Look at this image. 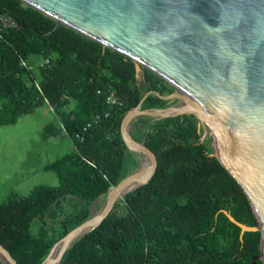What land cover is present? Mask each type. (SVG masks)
<instances>
[{"label": "trees", "instance_id": "16d2710c", "mask_svg": "<svg viewBox=\"0 0 264 264\" xmlns=\"http://www.w3.org/2000/svg\"><path fill=\"white\" fill-rule=\"evenodd\" d=\"M0 14L17 24L0 38V124L33 111L44 96L58 131L71 140L67 152L43 167L58 185H37L0 202V244L18 264H40L55 242L100 210L108 188L141 160L121 137L127 111L149 91L167 95L174 88L144 66L137 77L131 58L65 24L52 29L54 19L21 0H0ZM32 55L41 61L32 62ZM108 95L116 102H107ZM175 102L149 93L140 108ZM95 115L98 120L86 127ZM128 131L156 155L152 176L117 198L58 264H251L260 252V232L241 234L237 223L255 226L257 220L242 188L207 145L209 138L201 141L197 119L140 115Z\"/></svg>", "mask_w": 264, "mask_h": 264}, {"label": "water", "instance_id": "95a60500", "mask_svg": "<svg viewBox=\"0 0 264 264\" xmlns=\"http://www.w3.org/2000/svg\"><path fill=\"white\" fill-rule=\"evenodd\" d=\"M21 1L54 19L52 29L65 24L131 58L137 77L144 66L174 88L167 95L145 93L121 121V137L128 149L147 160V173L141 176V168L110 186L100 210L55 242L40 264H58L71 242L99 225L117 198L152 176L156 155L130 136L131 120L182 114L197 119L201 141L214 135L218 154L214 149L213 154L242 188L257 224H240L226 214L241 234L260 232V252L251 257V264L258 259L264 264V0ZM149 93L176 102L141 109ZM128 184L135 185L122 191ZM0 259L18 264L2 244Z\"/></svg>", "mask_w": 264, "mask_h": 264}, {"label": "rangeland", "instance_id": "374dc122", "mask_svg": "<svg viewBox=\"0 0 264 264\" xmlns=\"http://www.w3.org/2000/svg\"><path fill=\"white\" fill-rule=\"evenodd\" d=\"M30 59L34 63L41 61L37 55L30 56ZM51 120L55 121L53 111L42 103L33 111L20 114L13 123L0 124V202L12 194L26 195L37 185H58L54 173L43 167L67 152L71 140L66 135L59 139L53 136L45 138L43 126ZM207 135V145L218 154L214 135ZM144 160L142 157L127 175L141 169ZM68 207L64 205L63 210Z\"/></svg>", "mask_w": 264, "mask_h": 264}, {"label": "built area", "instance_id": "2783aa9c", "mask_svg": "<svg viewBox=\"0 0 264 264\" xmlns=\"http://www.w3.org/2000/svg\"><path fill=\"white\" fill-rule=\"evenodd\" d=\"M16 25L17 24L15 23V21H13L10 17H7L5 15H1L0 14V38L2 37V31H3V29H5L8 26H16ZM44 63H47L48 64V59H45L44 60ZM22 64H25L24 61H22ZM36 88L42 94V91H41V89H40V87H39V85L37 83H36ZM43 99H44V103L49 107V109L54 112L53 106L48 102V100L44 96H43ZM106 100L110 104H113V103L116 102L115 97L113 95H108L106 97ZM98 118H99L98 115L93 116L92 117V120L87 123L86 127L90 126L92 124V122H96L98 120ZM60 125L63 128V126H62L61 123H60ZM63 130H65V129L63 128ZM78 137H79V135L77 134L76 135V138H78Z\"/></svg>", "mask_w": 264, "mask_h": 264}, {"label": "crops", "instance_id": "0c3cea01", "mask_svg": "<svg viewBox=\"0 0 264 264\" xmlns=\"http://www.w3.org/2000/svg\"><path fill=\"white\" fill-rule=\"evenodd\" d=\"M53 118L55 121L51 120V121H48V123H46L45 126H43V130H44V137L47 138V137H50V136H53L55 137L56 139H59L60 137H65V135L63 133H60L58 131V125L56 123L57 121V118L56 116L54 115L53 113ZM51 161V160H50ZM49 161V162H50ZM48 162V163H49Z\"/></svg>", "mask_w": 264, "mask_h": 264}, {"label": "bare ground", "instance_id": "6f19581e", "mask_svg": "<svg viewBox=\"0 0 264 264\" xmlns=\"http://www.w3.org/2000/svg\"><path fill=\"white\" fill-rule=\"evenodd\" d=\"M147 171H148V164H147V160H145L142 165L141 176H144L147 173ZM134 185L135 184H128L126 187L123 188L122 191L131 189L132 187H134ZM58 251H59V246H56L48 258L49 263H51L54 260Z\"/></svg>", "mask_w": 264, "mask_h": 264}]
</instances>
